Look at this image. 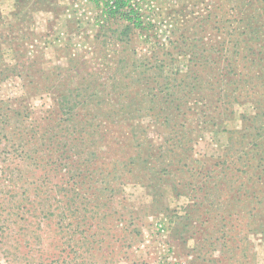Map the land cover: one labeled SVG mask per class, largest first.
Instances as JSON below:
<instances>
[{"label":"rangeland","instance_id":"374dc122","mask_svg":"<svg viewBox=\"0 0 264 264\" xmlns=\"http://www.w3.org/2000/svg\"><path fill=\"white\" fill-rule=\"evenodd\" d=\"M132 1L142 28L118 18L102 28L95 0H0L5 204L45 203L36 190L44 183L58 190V204L68 198L66 169L45 165L62 156L50 152L54 144L74 137L56 128L62 94L96 121L122 113L116 122L100 117L104 138L64 153L108 183L99 200L83 184L73 218L14 208V239L33 240L18 251L23 264H264V0ZM137 109L169 117L148 126L141 146L126 116ZM23 128L24 150L15 152L12 135ZM5 168L14 188L2 186ZM69 223L80 226L74 237Z\"/></svg>","mask_w":264,"mask_h":264},{"label":"trees","instance_id":"16d2710c","mask_svg":"<svg viewBox=\"0 0 264 264\" xmlns=\"http://www.w3.org/2000/svg\"><path fill=\"white\" fill-rule=\"evenodd\" d=\"M95 2L97 3L98 6L101 7L102 14H101L100 22L101 24H103L101 25L102 28L105 27L106 23H108L111 19H116V18L127 21L128 25H126V28H129V27L142 28L144 26V20H143L142 14L140 13V9L139 7L136 6L135 2H133L132 0H95ZM74 98L75 97L71 93H68V94L64 93L58 98L60 110L62 111V114L64 116L60 118V122H58L56 125V128H59L60 130H63V131H68L69 133L74 135V137L71 140L65 141V143L69 145V146H66L65 148H64V145L60 146L59 145L60 143L58 144V146L54 144V146L50 149V152L51 151H54V152L62 151L61 152L62 156L59 157L60 159H57V158L54 159L53 161L50 162V164H45V165L50 166L49 172H51L52 170L57 171L58 169H61L62 171L63 169H66L67 173L65 175H66V179L68 180L66 184L69 188L68 198L65 200L63 205L58 204L59 201H61V200L56 199V197L58 196V190L55 189V186L49 187L48 183H44L40 186H37L38 189H36L37 192L39 193L38 194L39 197H42V194L44 195L42 201H44L45 203L42 202L43 204L39 202L37 203L33 202L32 206L28 207L22 203L23 201H25L24 199L22 200L21 203H18V204L16 202H13L14 200L10 201V203L8 204H5L6 202L4 203V200L6 198L0 199V252L6 251L5 255L8 256L6 258L7 264H23V259L26 256L22 259L18 251H20L21 248L31 249L32 244H33V240L31 238L20 237L21 241H19L18 239L16 240L13 237L14 235L12 233L14 232L17 234L18 233L21 234V232L19 231L16 232L12 228V222L15 221L14 220V215H15L14 208L16 206L20 207V211H22V213L28 212V211L32 213L33 210L34 211L39 210L41 211V215H43V217L47 216L49 218L50 213H52L55 216L57 215L60 216V219L63 220V219H66V217L73 218L74 216H76L77 212H79L78 200L80 199V197H83L86 195V193H83L84 195H82V190H84L85 186H81V185L88 184V187H87L88 191L92 189V198H94V200L96 199L95 201L99 200L102 197L101 194L103 192H106L110 189L108 188V183L106 181L100 180L97 177V175L94 176L90 173L83 174L82 172H80V170H82L81 168L82 164L75 163V160H74L75 156H72V155L65 156L64 153L73 152L75 147L78 148V150L79 149L85 150L84 144H86L85 143L86 141L88 142L92 140L97 141L98 137L104 138L105 136L103 132H101V127L99 124L100 117L102 116L103 118L104 117L108 118V119H105L104 122L106 121L108 122L109 120L116 122L118 121L117 117H119L122 113L116 112V110L115 111L111 110L106 113L99 112V114L96 113V115L93 116L97 119L96 121L94 118H90L93 115L91 112L89 113L80 112V110L77 107L81 102L80 101L72 102ZM95 98H97V96L94 98L93 97L87 98L83 103L87 101H92ZM143 99H145V97H143ZM151 100L153 101V98H151ZM168 101H172V100H168ZM16 114H19V116H21L20 111H17ZM130 115H132L131 119L133 120V123L131 124L129 128L132 134L131 139L135 142H138V146H141L142 144H145L146 142H148L147 141L148 140V135H147L148 126H151V124L157 120H160L163 123H166L169 120V117L166 116V114H164L165 117L161 116L162 112H160V114H155V113H151V111L148 112V111H144V110L142 111V110L137 109L133 113L128 112L126 114L127 117H129ZM143 115L149 117V119L146 121L147 124H143L145 120L140 121L139 119V117H142ZM94 120H95V124H93ZM87 125L91 127L89 134H87L88 133ZM24 131L25 130L23 128V129H20L17 134L13 133L14 135H12V137H17L18 140L20 141L19 144L17 143L14 144L15 152L23 153L24 149L20 150V147L22 148V142L26 138L25 134L26 135L28 134V132L24 133ZM58 132L59 130L54 133L52 132L51 138H53V135H58L59 134ZM61 135H62V138H64L65 134L61 133ZM87 135H91L93 136V138L91 139L88 138L86 140ZM76 140L77 142H74ZM60 141L64 142L62 139H60ZM79 141H81L82 143H80L79 146H77ZM149 146L151 148V146L153 147L154 145L152 143H149L148 148ZM171 149L173 150V148L169 145V151H172ZM81 152L82 151H80V153ZM137 152L140 154L141 152H145V149H140ZM9 153H11V155H14L11 149ZM162 153H163V148L160 149L159 152L155 154L151 153L149 155L153 157H157L159 155L160 157ZM261 154L263 153L261 152ZM93 155L94 157H98L97 152H94ZM259 160H261V158ZM64 167H67V168H64ZM146 169L149 170V172H151L155 168L154 166L150 168L146 166ZM86 170H92L91 173H93L94 171L96 172V168L86 169ZM86 170H83V171H86ZM162 171H165V170L163 169ZM3 172L6 175V177H4L3 179L2 186L5 184H8L10 187L13 186V183L11 182H14L16 174H14V172L11 171L10 168H5ZM109 175H111V173H109ZM89 177L90 179H94L93 181L94 184L90 183L89 180H87V178ZM47 179L48 177L44 176V180H47ZM100 181H102V186H97V184H99ZM15 185L16 183L14 184L13 188L15 187ZM40 188L43 192L42 194L39 192ZM54 191H56L55 193L56 195L52 196V192ZM52 197L55 198V202L57 204H54V205L52 203L48 204V202L51 200ZM87 201L90 202L89 199H87ZM99 203L100 202H98L97 204ZM37 204L39 205L42 204L43 206L38 208ZM8 207H11V208H8ZM35 215H39V214H35ZM88 217H91V216L84 215L83 219H87ZM74 224L75 223H69V226L73 227L70 230L72 237L76 235L78 231L77 228L80 227V226L76 227V225ZM22 235L26 236V233ZM9 239L11 241V245L13 249H9L6 246L9 243ZM28 263L30 264V262Z\"/></svg>","mask_w":264,"mask_h":264}]
</instances>
